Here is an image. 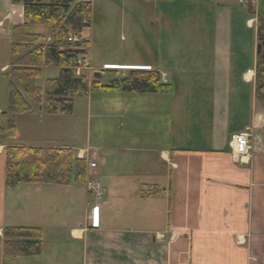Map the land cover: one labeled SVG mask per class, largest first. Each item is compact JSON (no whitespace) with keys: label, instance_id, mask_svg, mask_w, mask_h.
Here are the masks:
<instances>
[{"label":"crops","instance_id":"0c3cea01","mask_svg":"<svg viewBox=\"0 0 264 264\" xmlns=\"http://www.w3.org/2000/svg\"><path fill=\"white\" fill-rule=\"evenodd\" d=\"M153 1L169 2L167 11L178 9L171 5H183L184 51L179 58L185 62L181 68L168 35L173 23L162 25L150 38L154 63L126 65L122 77L129 72L125 68L149 67L160 74L163 84L172 86V92L103 93L107 101L92 117L108 120L106 129L118 139L119 151L92 156L99 165L96 177L102 200L94 202L85 185L73 182L6 189L3 145L0 232L5 224L24 225V220L14 223L11 206L17 214L21 204L38 199L33 218L40 223L25 225L49 229L79 246L81 264H264V102L257 93V69L263 58L258 17H264V0ZM0 23L10 46L12 28L25 24L24 7L0 0ZM207 23L214 25L212 45L203 29ZM43 29L29 31L43 35L50 31L51 43V30ZM82 36L91 41V50L92 31H83ZM128 37L138 38L125 33L123 39ZM192 52L199 58L194 60ZM186 61L192 65L184 68ZM88 72L83 75L101 83L100 73ZM91 108L92 104L89 117ZM41 109L23 115L27 142L8 144L75 151L71 138L77 134L71 124L63 133V115ZM249 127L252 151L246 164L239 163L231 155L230 142ZM17 136L16 129L14 139ZM87 150L80 149L77 157ZM95 206L97 228L92 227ZM45 250L42 242V254ZM4 259L0 256V261Z\"/></svg>","mask_w":264,"mask_h":264},{"label":"trees","instance_id":"16d2710c","mask_svg":"<svg viewBox=\"0 0 264 264\" xmlns=\"http://www.w3.org/2000/svg\"><path fill=\"white\" fill-rule=\"evenodd\" d=\"M24 7L25 24L11 30L9 57L5 71L8 81V109L0 112V146L6 145L5 187L14 189L22 184L67 186L72 180L80 185L85 177V161L76 158L68 148L10 146L15 138V117L30 114L42 107L48 115H68L73 112V98L94 93L168 94L172 86L162 83L155 71H131L126 77L102 85L85 75L77 77L73 62L80 46L69 43L70 36H81L92 23V4L80 0H11ZM148 2L149 0H139ZM259 38L264 53V17L259 15ZM30 27H46L48 37L29 31ZM264 59L257 69V93L264 102ZM46 67L60 69L59 76L47 80L45 88L37 80ZM12 260L34 258L42 254V233L35 228L10 227L3 230L0 251Z\"/></svg>","mask_w":264,"mask_h":264},{"label":"rangeland","instance_id":"374dc122","mask_svg":"<svg viewBox=\"0 0 264 264\" xmlns=\"http://www.w3.org/2000/svg\"><path fill=\"white\" fill-rule=\"evenodd\" d=\"M181 2L183 1L181 0ZM168 3L169 2L156 3L153 0L150 2H141L137 0H92V27L87 28L85 31H92L93 46L91 50L88 46L90 55L87 61L90 63L92 71L100 73V82L102 85H108L111 81L123 78L122 75L125 74L123 68L126 65L154 63L153 61L150 62L151 55H149V52H152V48L149 46L150 38L152 35L156 34L155 32H157V29L161 28L162 25L173 23L171 27L173 35L171 33V35H168L170 36V41L175 43L174 48L176 49V56L179 58L183 55L184 47L181 43L184 42V33L180 26V24H183L181 23L183 22V5L180 3L171 5L172 7H178V9L172 10L170 8L167 11V8L170 6ZM184 3L185 5L187 4L185 1ZM196 23H199V20H197ZM138 27H140L139 31ZM44 28L43 31L49 30L48 28L46 29V27ZM203 29L207 30L205 35L210 36L209 45H212L214 25L212 23H207L206 27H203ZM49 32L50 31L46 32L45 36H48ZM125 33L136 34L138 38L131 39L128 37V40L125 41L123 39ZM7 37L8 36H5V34L0 33V112L2 113L8 109V81L5 76L6 70H3V68L5 66L7 68L10 63L9 39ZM190 40L193 39L190 38ZM209 51H211V48H209ZM190 56L194 60L199 58L198 54L193 52ZM184 62V59L179 58L178 63L181 68H183ZM190 65H192V63L186 61L184 68ZM156 67L159 68V65H156ZM83 72L89 73L88 70H83ZM59 73V68H44L41 76L37 80V86L44 89L47 80L57 78ZM128 74L129 73H127V75ZM106 97L107 96L100 92L86 96H76L73 98V113L61 116L63 119L61 121V131L63 133L67 132L66 124H71L77 134L71 138V142H73L75 144L74 146L77 148L73 151L75 156L78 155L80 149H89L91 151V158H93V154L97 156L99 151L102 155L104 152L109 151V149L116 152L119 151L117 149V145L119 144L118 139L109 135L106 129L108 120L105 118L94 119V117H92L95 115L96 107H103V104L107 101ZM90 104H92V108L91 116L89 117L88 111ZM33 111L35 110L33 109ZM33 117L36 118V113ZM24 121L25 118H23V115L15 117L18 140L12 139L9 142L13 143L19 141L21 144L27 142L24 139L27 133ZM0 127H7V120L5 118L0 120ZM44 129H47V125H44ZM45 135L48 136L47 134ZM49 137L50 136H48V138ZM62 140L64 141L65 138H62ZM57 142L61 141L58 140ZM86 168L87 165L85 166V173L87 171ZM85 179L86 174L80 186L86 184ZM37 200L38 199H36V201ZM36 201L21 204L22 207L17 214L13 213L12 206L10 207V211L11 217L17 219L14 221L15 224L18 225L24 220V225L14 227L40 229L42 233V242L46 248L43 253L44 255L42 254L38 257H34L32 260L4 259L0 261V264H81L82 256L79 251V246H71L72 243H70L66 237L53 235V232L49 229H43L42 227H37V225H25L28 224V222L31 224L40 223L39 219L33 218V212H37L35 208V204H37ZM20 217L21 219H18ZM12 222L13 221H11V223ZM5 226L6 228L13 227L12 225L6 224ZM2 254L3 252L1 250L0 256L3 258Z\"/></svg>","mask_w":264,"mask_h":264},{"label":"built area","instance_id":"2783aa9c","mask_svg":"<svg viewBox=\"0 0 264 264\" xmlns=\"http://www.w3.org/2000/svg\"><path fill=\"white\" fill-rule=\"evenodd\" d=\"M70 42L73 43H81L82 40L77 37H72L69 39ZM85 56L82 55L79 57V59L76 61V65L78 67V72L83 66H87V62H85ZM231 146L233 148L235 156L241 161H245L249 155H250V149H251V131L248 129L245 133H242L240 135L234 136ZM91 169L96 168V164L92 163L90 165ZM87 191L91 195H94L97 199L101 198L100 189L99 186L93 181L90 180L87 183Z\"/></svg>","mask_w":264,"mask_h":264},{"label":"water","instance_id":"95a60500","mask_svg":"<svg viewBox=\"0 0 264 264\" xmlns=\"http://www.w3.org/2000/svg\"><path fill=\"white\" fill-rule=\"evenodd\" d=\"M260 48H261V47H259V51H260Z\"/></svg>","mask_w":264,"mask_h":264}]
</instances>
